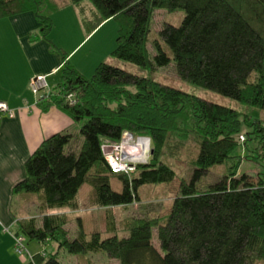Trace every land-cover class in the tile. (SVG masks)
I'll use <instances>...</instances> for the list:
<instances>
[{
	"label": "trees",
	"instance_id": "1",
	"mask_svg": "<svg viewBox=\"0 0 264 264\" xmlns=\"http://www.w3.org/2000/svg\"><path fill=\"white\" fill-rule=\"evenodd\" d=\"M88 2V4H87ZM87 32L112 20L117 26L111 59L141 69L174 64L179 79L250 110L264 111V0H68ZM47 17L41 15L42 8ZM47 0H0V19L31 13L48 42L57 11ZM184 12L178 27L164 25L147 51L153 13ZM168 49L171 58L167 55ZM60 54V84L55 95L42 100L45 111L56 106L71 121L82 123L79 149L75 139L61 133L44 140L25 162L24 179L13 188L16 196H32L42 211L34 219L18 221L13 237H25L41 246L56 242L73 256L104 254L117 264H264V172L253 178L238 174L233 165L223 179L199 192L196 185L212 167L239 160L241 147L264 169V127L240 120L237 111L188 95L122 69L101 63L90 78L79 74ZM75 102L69 104L67 97ZM250 124V125H249ZM242 125L248 129L242 132ZM124 133L150 141L145 163L128 175L113 174L101 154L103 143L119 144ZM243 141H240V138ZM249 143V146H248ZM192 167L188 182L181 181L165 223L160 218L125 222L121 238L114 220L107 218L103 238L87 237L80 221L74 239L65 229V214L78 211L77 195L92 187L90 205L96 209L128 207L139 202L144 185L170 184L176 174L163 159ZM121 184L115 192L110 180ZM156 232L159 250L151 244ZM24 243V241H23ZM28 264H62L55 255L28 254Z\"/></svg>",
	"mask_w": 264,
	"mask_h": 264
},
{
	"label": "crops",
	"instance_id": "2",
	"mask_svg": "<svg viewBox=\"0 0 264 264\" xmlns=\"http://www.w3.org/2000/svg\"><path fill=\"white\" fill-rule=\"evenodd\" d=\"M51 20L53 28L49 41L45 42L39 36L40 25L33 14L0 19V103L6 104L14 114L13 118L3 116L0 120V264L30 263L15 253L11 232L18 221L30 218L25 217L29 213L13 205L15 199L20 204L24 200L30 209L38 208L32 196L13 194L14 186L25 177V162L44 140L56 134L68 133L81 145L80 123L71 121L56 106L45 111L41 107L46 106L41 101L53 97L60 84L63 61L53 47L66 54L69 64L85 78H90L98 65L111 59L115 48L116 24L108 20L89 33L68 0ZM35 76H45L47 84L37 94L29 89V82ZM48 214L54 213L47 211ZM41 215L32 219L40 220ZM37 253L36 248L30 255Z\"/></svg>",
	"mask_w": 264,
	"mask_h": 264
},
{
	"label": "rangeland",
	"instance_id": "3",
	"mask_svg": "<svg viewBox=\"0 0 264 264\" xmlns=\"http://www.w3.org/2000/svg\"><path fill=\"white\" fill-rule=\"evenodd\" d=\"M65 0H47L48 4L53 5L56 9H59L61 4ZM88 4V2H87ZM47 9L45 7L42 8L41 15L47 17ZM184 18V12L178 11L175 13H168L165 10H156L153 13V18L151 21L150 30L151 33L148 37L147 42V51L151 56L154 54L152 48V40L156 37L157 32H159L164 25H171L174 27H178ZM115 24V23H113ZM40 29V28H39ZM82 47V46H81ZM55 47H53L54 49ZM56 49V48H55ZM59 50V49H58ZM61 52V50H59ZM167 55L171 58V54L168 49H165ZM60 55V54H58ZM70 59L68 58L67 61ZM113 67L122 69L130 74L141 76L147 79H151L152 81L172 87L176 90L182 91L188 95L206 100L210 103L227 107L233 109L238 112L240 115V120L244 117V115H249L251 118L250 124L261 121L264 127V111L259 110H250L247 107L241 105L240 103L234 102L228 98L222 97L216 93L210 92L198 86L187 83L177 76L174 69V64L171 62L170 65L163 68H150V69H141L134 65L124 63L121 61H117L115 59H109L105 62ZM71 65V64H70ZM71 101L69 104L73 105L75 102L74 96H68ZM83 122L80 123L82 126ZM249 124V125H250ZM248 128L242 125V132H245ZM79 141L82 142L81 137L79 136ZM76 139L72 141L70 144V148L74 150H78L80 146H78ZM249 146V143H248ZM237 156H240L239 160L233 161L228 160L222 165H216L212 167L209 171V174L201 179V181L196 185V189L199 192L207 191L208 188L217 182L221 181L223 177L227 174V171L233 165L238 166V174H247L253 178L256 177L257 173H263L264 169L258 165L256 160L253 159L251 154L246 153L245 148L241 145L239 149L235 153ZM141 160L139 163H145L149 157V153L145 156L141 155ZM163 162L170 167L174 173L176 174L175 180L170 184H158V185H144L138 190L139 202L129 205L128 207H115L112 209H96L91 207L90 205V196L92 195V187L88 184H85L79 191L77 195V201L79 204V209L76 212L67 209H54L49 210L50 213H61L66 212L65 215L68 218V224L66 226V230L69 233V239H74L80 229V224L83 226V231L87 237H89L92 233H99L103 238L108 237L106 232V223L107 218L114 220L115 226V235L118 238H121L126 234L125 232V222L131 219L137 218H145V219H155L160 218V225L165 223V217L168 215L172 201L178 194V187L181 181L188 182L192 175V167L187 163L178 162L171 158L163 159ZM110 186L115 192L121 191V184L116 179L110 180ZM34 198V197H32ZM18 201H14L13 205L18 208H22L23 212L29 213V219H32L34 215L42 213L40 205L38 204L37 199H32L34 205H38L36 209H30L28 203L24 200L23 203H19ZM22 200V199H21ZM23 215V214H22ZM24 216H18V218ZM41 219V218H40ZM35 221L40 223L39 219H34ZM39 226V224H36ZM11 232L15 234L17 232L16 226L11 229ZM24 248L28 254L33 253V249H38L39 253H44L48 256L57 254L58 260L62 264H117L115 261H110L104 254H86L83 256H73L68 254L64 249L58 248V243L49 242L44 246L36 242H29L25 237H23ZM152 246L158 251V241L156 232H153L151 238ZM25 259L28 257L25 256ZM255 264H263L261 261L256 262Z\"/></svg>",
	"mask_w": 264,
	"mask_h": 264
},
{
	"label": "built area",
	"instance_id": "4",
	"mask_svg": "<svg viewBox=\"0 0 264 264\" xmlns=\"http://www.w3.org/2000/svg\"><path fill=\"white\" fill-rule=\"evenodd\" d=\"M45 76H35L29 82V89L33 94L46 89L47 84ZM67 101L71 99L67 97ZM3 116L13 118L14 114L10 111L6 104L0 103V120ZM243 141V138H240ZM101 154L108 164L109 170L113 174L128 175L134 171L135 165L141 160V155L145 156L150 153V141L148 139H137L128 133H124L119 144L103 143L100 147ZM15 253L28 260L22 238L14 237ZM28 258L25 259L24 257Z\"/></svg>",
	"mask_w": 264,
	"mask_h": 264
}]
</instances>
